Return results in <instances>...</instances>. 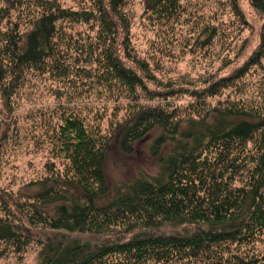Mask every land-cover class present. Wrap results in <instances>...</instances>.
I'll use <instances>...</instances> for the list:
<instances>
[{"label":"trees","instance_id":"1","mask_svg":"<svg viewBox=\"0 0 264 264\" xmlns=\"http://www.w3.org/2000/svg\"><path fill=\"white\" fill-rule=\"evenodd\" d=\"M24 1L8 3L22 7ZM93 1L91 8L76 10L58 0H31L40 14H34L30 28L20 31L17 24L3 33L0 86L10 78L4 88L8 98L27 70L41 69L55 57L59 22L65 20L98 25L102 51L96 61L110 89L120 86L134 96L143 91L151 99L177 92L168 89L172 84L151 89L148 83L156 77L145 60L128 54L137 68L122 61L121 45L123 50L129 45L128 39L119 42L120 29L129 27L126 0ZM184 1L147 0L146 10L172 20ZM252 3L264 8V0ZM258 60L255 54L233 74L187 89L195 100L184 111L162 104L136 108L116 130L119 147L132 154L138 141L159 129L150 146L159 167L114 189L106 171L112 137L91 134L81 117L64 115L57 151L65 168L46 163L47 174L31 182L34 190L21 192L23 201L0 190V243L21 251L32 240L28 226L36 225L55 232L41 241L40 264H264V254L255 252L264 237V108L209 101ZM166 224L185 227L158 230ZM116 228L130 235L109 239ZM5 251L0 247V255Z\"/></svg>","mask_w":264,"mask_h":264},{"label":"rangeland","instance_id":"2","mask_svg":"<svg viewBox=\"0 0 264 264\" xmlns=\"http://www.w3.org/2000/svg\"><path fill=\"white\" fill-rule=\"evenodd\" d=\"M0 0V63L6 58L4 32L19 25L20 31L30 28L32 19L40 11L31 0L24 6ZM13 1V0H12ZM107 1V0H106ZM63 7L88 9L93 0H58ZM147 0H126L124 12L129 27L121 28L119 42L129 40L128 48L120 54L125 65L137 68L133 58L145 60L156 80L151 89H163L172 84L177 89L167 98L151 99L143 91L137 96L124 88L105 85L98 41V25L60 21L56 38V55L41 69L27 70L23 79L8 98L0 86V190L9 197L23 201L21 192L34 190L31 182L43 178L45 165L55 161L61 169L66 159L57 151L59 123L67 114L81 117L91 134L110 138L106 157V171L112 188L129 182L140 171L155 173L159 163L150 146L160 130L156 129L135 145L132 154L124 153L118 144V126L141 105L162 104L183 111L195 100L187 89L202 88L205 79H219L233 74L256 54L259 59L249 72L209 99L238 101L264 108V8H256L252 0H185L176 18L156 19L146 10ZM130 54L132 57H129ZM89 70L93 77H86ZM58 142V144H57ZM17 215L20 213L14 210ZM185 226L166 224L158 230L170 233ZM27 233L31 242L21 251L0 243L5 253L0 264H40L41 241L55 234L42 226H31ZM76 235V234H72ZM130 234L119 228L109 231V239ZM93 240L104 236L85 235ZM255 252L264 254V237Z\"/></svg>","mask_w":264,"mask_h":264}]
</instances>
